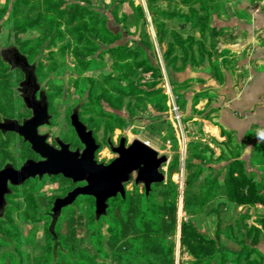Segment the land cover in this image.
Masks as SVG:
<instances>
[{
	"label": "rangeland",
	"instance_id": "rangeland-1",
	"mask_svg": "<svg viewBox=\"0 0 264 264\" xmlns=\"http://www.w3.org/2000/svg\"><path fill=\"white\" fill-rule=\"evenodd\" d=\"M110 1L112 3L103 6V8L94 7L100 16L99 19L102 17L106 19V16L109 18L107 26L105 25L108 29H112L117 25V22H113L109 15L113 2H116V0ZM135 3L141 4L145 8L144 0H135ZM4 5L5 0H0V48L17 49L14 41H12L14 33L10 31L11 24L7 22L9 8L4 11ZM222 5L221 1L212 0L210 14L213 11L220 10ZM195 7H198V5H195ZM155 8L157 10L169 9L185 14L188 13V7L183 5L182 0H165L162 3H157ZM125 9L121 7L118 9V12L123 16L124 11L128 12V9ZM160 20V17H156V22H160ZM84 22L87 23V28H79L81 32L78 33L69 31L66 28L67 26L64 25L62 18L57 19V24L47 19L44 28L41 27L39 30L27 31L18 37L19 45L26 43V48L31 50L33 54L31 61L33 65H37L40 89L42 92H47L49 97V111L52 114L51 124L49 127L42 128L40 132L49 134L48 139L50 144H53L51 141L55 138L70 143L71 149H74L78 147V141L75 139L76 137L69 124L71 110L79 107L80 119L83 121L89 116L101 120L98 106L108 114L121 117L126 124L124 129H120L118 124L113 122V130L107 132L104 123L105 119L102 122L100 130L95 135V139L100 145L95 154V159L99 163H109L115 158L107 141H110L115 146L120 137L126 138L128 144L138 139L155 149L160 156L164 155L167 157L168 161L162 169L165 180L153 190L152 194L154 202L161 204L164 200L161 194H167L172 183L177 185V228L175 234L168 240V242L174 244L175 264H188L192 261L188 254H186L187 252H182L180 246L181 224L188 221L192 222L198 230L205 233L209 238L216 240L219 246L218 249L228 250L237 254L238 246H236L234 240L240 241L242 234L246 233L247 242L249 243L255 236L257 243L253 248L261 252L259 248L264 247V166L260 165V163L264 162V144L257 143L250 145L248 142L241 144L233 142L232 139H230L231 143H228L226 138L216 140L204 134L202 131V121L208 118V112L211 108L205 107V109H200L197 104V96H182V93H180L181 87L189 80L181 83L177 81L175 73H173V79L168 77L163 66L161 52L155 53L156 62L161 68V77H154L152 74H146L139 69H135L132 66V59L127 61V63L125 62L121 69L123 71L128 70L134 82L148 89L153 84L159 83L162 88L159 94L162 96L165 95L164 85L168 81L173 91L178 95V109H180L183 115L182 126L185 133L184 137L187 140V150L189 147V150H194L198 154L200 159L196 163H198L197 165L202 170L201 177L193 181L189 186L186 185L187 176L191 172L196 171L197 167L192 168L190 171L183 170V186L180 194V190L178 189L180 184V167L176 174L173 173L170 176L168 174L170 164H172L175 158H179V147L177 138L175 137L176 132L169 120L167 97L163 115H160L153 108L152 103H150L151 96H145V94L124 97L118 101L115 94L108 93L106 99L102 98L99 104L86 105L90 80L93 79L99 82L104 76L117 74L112 67L113 59L108 54H105L102 61H100L98 57L99 53L119 42H130L131 39L125 33L126 30H133L135 33L130 32L131 36L137 37L138 28H135L133 20L131 22L126 21L125 25L127 26L128 24L129 27H124L123 24L118 22V26L121 25L123 29L120 32H122L124 37L123 40H119L116 43L112 41L111 35L100 27L91 30L90 18L84 17ZM210 23L209 19V25ZM76 26L80 27V23L77 22ZM166 26L168 31L176 32L183 40L188 36L193 37L194 40H201L206 51L211 55L210 62H217L218 57L222 55L219 52L220 49L216 51L212 48L218 44L217 42L221 43L220 40H215L218 35L217 32L220 31L211 28V30L216 32V36L206 31L205 35L201 38L199 33L192 32L189 27L180 28L179 23L176 21H168ZM145 30L147 33L153 34V23L151 20L148 21ZM60 32L63 34V38L56 39L57 34ZM164 42L163 51L167 49L166 44L168 42H173L172 36H167ZM129 46L132 45L129 43ZM175 48L176 52L173 56L179 58L181 56L179 54L180 48L178 46H175ZM194 49H196V44H194ZM87 60L91 61L87 62ZM85 63L88 64L86 68H84ZM177 64L181 66L182 63L178 61ZM192 70H198L203 73L209 72L211 75L216 74L214 65L209 63L208 60H204L200 66ZM22 79L23 76L18 70H10L6 65H0V118H21V116L27 115L25 108H23L18 98L19 93L17 91L18 83ZM123 84L126 83L123 82ZM190 87L191 85L188 86V88ZM99 93L100 91H97L96 94L98 95ZM90 109L93 112L85 113ZM255 145L259 147L256 148ZM31 156L32 154L27 145L23 144L18 138L12 135L0 138V164L8 161L18 165L21 161ZM234 158L242 162L243 166L241 168H244L246 174L254 180L260 198L250 204L238 206L230 204L222 196V192H219L218 197L200 205L199 200L202 196L201 187L204 186L205 178L216 175L215 177L221 188L224 185L228 165ZM236 168H240V166ZM67 181H63L59 177H55L54 179L43 178L38 181H29L24 186L14 189L15 193L9 199L11 202L10 208L7 210L3 220H0V264L9 263L8 255L16 254L18 240L20 239L21 244L19 249L24 254L27 264H33L36 258H41L47 253L45 248L48 241L46 232L48 223L50 222L49 215H46V218L40 221L27 222L20 218V213L26 210L29 211L28 202L30 198L35 201L41 213H49L53 200L56 197L65 195L75 186L74 184L72 186L69 183L70 181ZM133 182L132 177L131 181L125 185L126 193H143V186H135ZM186 189L187 196L184 195ZM168 198L171 199V197ZM93 202L86 197L78 199L75 204L62 211V215L58 223H56V228L59 236H63L66 230L65 223L73 212L82 216L83 230L77 236L76 250L74 252L94 256L97 258V262L101 263L102 261L96 255L92 245V233L90 230V222L94 216ZM100 224L104 241H106L108 239L107 226L104 221H101ZM244 227L245 229H242L241 232L239 228ZM216 235L218 238H216ZM154 240L157 241V239ZM52 251V249H49V252ZM56 251H54L56 261L59 264H63L64 259ZM229 260L227 264H234L233 257L229 258ZM249 260L250 262H258L259 257L257 254H252ZM105 263L113 264L110 260ZM239 264L246 263L243 259H240Z\"/></svg>",
	"mask_w": 264,
	"mask_h": 264
},
{
	"label": "trees",
	"instance_id": "trees-1",
	"mask_svg": "<svg viewBox=\"0 0 264 264\" xmlns=\"http://www.w3.org/2000/svg\"><path fill=\"white\" fill-rule=\"evenodd\" d=\"M161 0H146L147 12L151 17L153 23L156 42L159 46L165 41L166 37L171 35L173 42L167 43V49L162 52V60L164 69L168 77L173 79V73L184 70L187 66L200 65L204 60L211 58V55L206 51L204 44L201 40H194L193 37L188 36L185 40L176 32H170L167 29L164 21H176L179 23L180 28L184 29L189 27L192 32H197L201 38L205 35L206 31H210L209 25L210 9L212 0H182L183 5L188 7V13L178 12L175 10H157L155 5ZM122 4L121 1L116 4L112 10L115 11L118 5ZM198 5V7H195ZM129 7L136 15L138 22H140V36L139 39L133 40V45L129 46V41L119 42L110 48L103 50L99 53V60L102 61L103 56L108 54L113 59L112 67L117 72L116 75L104 76L98 82L97 80H90V88L88 90L87 104L91 106L96 103L99 104L102 98L107 97V94H115L117 100L124 97L136 96L137 94H145L151 96L150 103L153 108L158 111L160 115L165 111V95H160L161 87H157L159 83L153 84L148 89L144 88L137 82H134L130 77L128 70L123 71L122 65L132 59V66L139 69L146 74H152L154 77H161V68L156 62L155 49L153 43L150 41L149 35L146 33V15L144 9L140 4H136L135 0L129 1ZM9 8V17L7 22L11 24L10 31L14 33V41L18 52L24 56L30 65L32 64V53L28 50L26 43L19 45V35L27 31H35L44 28L47 19L52 20L57 24V19L62 18L66 28L72 32L80 33L83 28H87V23L84 22V17L90 18L91 30L100 27L103 31L109 33L112 41L116 42L122 40L124 35L121 32L114 33L108 29L106 19H99V14L91 8L87 0H5L3 10ZM156 17H160V22H156ZM80 23V27L76 23ZM127 27L125 17L118 21ZM80 28V29H79ZM128 35V30L125 32ZM63 38L60 32L57 34L56 39ZM18 43V44H17ZM196 44V49H194ZM175 46L180 48L179 58L173 56L176 52ZM154 60V62H152ZM91 60H87L90 62ZM178 61L182 64L178 66ZM210 62V61H209ZM0 65H6L0 59ZM7 66V65H6ZM35 66V74L37 76V65ZM88 64H84L86 68ZM8 67V66H7ZM9 68V67H8ZM217 70V69H216ZM125 82L126 84H123ZM40 84V83H39ZM98 88V90H97ZM100 93L97 95V91ZM46 96H48L47 92ZM93 112L92 109L85 113ZM101 120L89 116L86 120L81 122L87 127L88 130L93 132L94 138L96 133L100 130L101 124L105 119V127L107 132L113 130V122L117 123L120 129L126 126L125 121L116 115L108 114L101 110L98 106ZM160 117V116H158ZM162 117V116H161ZM220 135L226 138L228 143H231L229 134L221 127ZM258 148V145H255ZM189 152V156H188ZM200 157L194 150H186V158L184 162V169L187 171L197 167V170L191 172L187 176L186 185L189 186L195 180L201 177V168L197 165ZM168 168L169 176L177 173L180 167L179 158L170 164ZM260 165L264 166V162ZM240 166V168H236ZM243 166L242 162L234 158L228 165V170L225 175L224 185L220 188L219 183L215 176L206 177L204 186L201 187L202 196L199 204L202 205L208 200L218 197L219 192L230 204L234 205H247L254 200L260 198L258 188L254 180L249 177ZM61 180L66 179L58 176ZM55 177H52L54 179ZM69 182V180L67 181ZM72 186L73 183L69 182ZM162 184V183H161ZM160 184L153 185L148 195L135 193H126L124 198L117 196L108 201V208L106 215L99 220L93 216L90 222V230L92 233V245L96 255L102 261L97 262V258L74 252L76 250L77 236L83 230L82 216L77 215L75 212L66 221V230L63 236H59L58 230L54 228V234L48 230L46 236L45 251L47 252L41 258H36L33 264H59L55 259L54 251L64 259L63 264H106L107 261H112L113 264H175L174 258V244L168 242L171 236L175 234L177 228V205L176 198L178 196L177 185L172 183L170 190L167 194L162 193L164 198L161 204L155 203L153 200V190ZM69 190V189H68ZM187 189L184 195L187 196ZM168 197H171L169 199ZM87 199L94 201L90 197ZM94 203V202H93ZM29 211L21 212L20 218L27 222L40 221L46 218L38 209L35 201L29 199ZM62 215V213H61ZM60 215V217H61ZM59 217V219H60ZM58 219V221H59ZM57 221V223H58ZM104 221L106 224V232L108 239L104 241L101 232L100 222ZM242 232V229L239 228ZM18 231V230H14ZM18 233V232H17ZM217 233V232H216ZM20 236V233H19ZM21 237V236H20ZM216 238L217 235H216ZM154 239H157L155 241ZM238 246L237 254L228 250L218 249L217 241L209 238L205 233L197 229L192 222H183L180 229V246L183 253L189 255L192 261L188 264H227L233 257V263L239 264L240 259H243L246 264H263L264 255L256 248H253L257 243L254 236L252 241L247 242V234L243 233L241 240H234ZM21 239L18 240L16 254H9L8 264H27L24 254L20 252ZM52 249V252H49ZM252 254H257L259 257L258 262H250L249 258ZM243 257V258H241Z\"/></svg>",
	"mask_w": 264,
	"mask_h": 264
},
{
	"label": "crops",
	"instance_id": "crops-1",
	"mask_svg": "<svg viewBox=\"0 0 264 264\" xmlns=\"http://www.w3.org/2000/svg\"><path fill=\"white\" fill-rule=\"evenodd\" d=\"M87 1L95 11L97 10L95 6L103 8L112 3L110 0ZM119 1L122 4L118 5L114 14L112 10ZM129 1L113 2L109 15L117 25L110 30L114 33L123 30L121 25L118 26V21L122 17H125L127 22L133 20L135 28H138V36H131L130 32L135 33L131 29L127 35L131 39L129 43L133 45L132 41H137L140 36V22L130 9ZM218 1L223 5L220 10L210 14V26L220 32H217L216 36L214 30L208 31L209 34L211 32L216 36L215 40L221 41L212 48L216 51L220 49L222 55L218 57L217 62L208 61L214 65L216 74L192 70L200 65L187 66L184 70L175 73L177 81L183 83L189 80L183 84L180 93L182 96H197L200 109L211 108L209 114L207 113L208 118L202 121L204 134L222 140L224 137L219 136V127H221L233 142L264 144V139H261V136H264V0ZM144 3L145 8L140 5L144 9L148 24L151 17L147 12L146 0ZM121 7L128 9V12L124 11L123 16L118 12ZM106 19L108 24L107 16ZM167 22L164 21L165 24ZM127 26L129 27L128 24ZM147 34L153 43L154 53L161 52L162 58L165 42L161 46L158 45L154 26L153 34ZM259 249L264 255V247Z\"/></svg>",
	"mask_w": 264,
	"mask_h": 264
},
{
	"label": "water",
	"instance_id": "water-1",
	"mask_svg": "<svg viewBox=\"0 0 264 264\" xmlns=\"http://www.w3.org/2000/svg\"><path fill=\"white\" fill-rule=\"evenodd\" d=\"M0 59L11 68L20 69L24 73V80L19 83L21 96H36L40 91V84L35 74V66L30 65L26 58L16 49L0 48ZM160 87V84L157 86ZM39 96H46L40 92ZM48 105L43 99L39 101L37 109L32 111L31 119L18 125L13 121H5L1 127L23 137L31 150L40 157L39 161L28 160L19 170L6 167L0 172L3 185L9 182L12 186H19L30 179L42 180L44 177H58L69 180L73 184H84L69 191L64 197L56 198L52 207V221L49 232L54 234L61 211L72 206L79 197H90L94 200L95 219L106 215L108 201L120 196L125 197V185L133 177L135 186L142 185L144 194L148 195L153 185L161 184L165 180L162 172L168 159L145 142L133 140L126 146V138L120 137L118 146H110L115 158L108 164L98 163L95 154L99 149L93 132L79 120L75 109L71 114L70 123L77 139L83 146L82 151H72L68 144L59 142V148H54L46 142L45 135L38 134V128L49 124ZM5 189V187H4ZM6 192L2 191L3 199Z\"/></svg>",
	"mask_w": 264,
	"mask_h": 264
},
{
	"label": "flooded vegetation",
	"instance_id": "flooded-vegetation-1",
	"mask_svg": "<svg viewBox=\"0 0 264 264\" xmlns=\"http://www.w3.org/2000/svg\"><path fill=\"white\" fill-rule=\"evenodd\" d=\"M10 49H13V48H10ZM14 49H16V48H14ZM13 49V50H14ZM8 67H9V69L10 70H18L21 74H22V76H23V79L19 82V83H21L23 80H24V78H25V76H24V73L20 70V69H15V68H11L8 64H6ZM19 83H18V86H19ZM17 91H18V93H19V90H18V88H17ZM40 92H42L41 90L40 91H38V93L36 94V96H21L20 94H19V96H18V98L20 99V101H21V103H22V105H23V108H25V110H26V112H27V115L26 116H21V118H0V138H5L6 136H8V135H12V136H14V137H16V138H18V140H21V142L23 143V144H25V145H27V147H28V149H29V151H30V153L32 154V156L31 157H27L26 159H24L23 161H21L18 165L16 164H14V163H11V162H8V161H5V162H3V163H1L0 164V172L2 171V170H4L6 167H9V168H13V169H15V170H19L20 169V167L26 162V161H28V160H33V161H39L40 160V157L37 155V154H35L32 150H31V147H30V145L27 143V142H24V140H23V137H21V136H19L18 134H16V133H14V132H10V131H7V130H4V128L3 127H1V125H2V123H5V121H13V122H15L16 124H18V125H22L23 124V122L24 121H27V120H29V119H31L32 118V116H33V112L32 111H34V110H36L37 109V105L39 104V101L41 100V99H43V101L45 102L46 101V103H47V105H48V114H49V116H50V120H49V124L48 125H45V126H41V127H39L38 128V134H40V135H45L44 133H41L40 132V130L42 129V128H46V127H49L50 126V124H51V119H52V114L50 113V104H49V97L48 96H39V93ZM45 93V92H44ZM75 109V111H77V115H78V118H79V120H80V114H79V107H76V108H74ZM73 109V110H74ZM73 110H71V114L74 112ZM71 114H70V116H69V124H70V127H71V123H70V117H71ZM81 121V120H80ZM72 128V127H71ZM72 130H73V128H72ZM73 133H74V135H75V139H77V136H76V134H75V132H74V130H73ZM46 135L48 136L46 139V142L50 145V146H52V147H54V148H59V142H62V143H64V144H68L69 146H70V149H71V144L70 143H66V142H64V141H62V140H59V139H55V138H53V141H51V142H53V144H50L49 143V134H47L46 133ZM96 140V139H95ZM77 141H78V147H75L74 149H71L72 151H75V150H78V151H82L83 150V146H82V144L79 142V140L77 139ZM97 142V141H96ZM98 144V143H97ZM107 144H108V146L109 145H112V146H114L113 144H111V142L110 141H107ZM118 144H119V141L117 142V144L114 146V147H116V146H118ZM99 145V144H98ZM128 145V142H127V140H126V146ZM100 146V145H99ZM109 148H110V146H109ZM98 151V150H97ZM114 159V158H113ZM112 159V160H113ZM111 160V161H112ZM110 161V162H111ZM109 162V163H110ZM99 163V162H98ZM103 164H108V163H103ZM44 178H49V177H44ZM52 178V177H51ZM38 181V179L36 178V179H30V180H28V181H26L25 183H23V184H21V185H19V186H12L9 182H7V186H4L3 185V180H1V178H0V196H1V194H2V191H4V192H6L5 194H4V198L2 199L1 197H0V220H3V217L5 216V214H6V212H7V210L10 208V205H11V202H10V198H11V196H13L14 195V189H17V188H20V187H22V186H24L26 183H28L29 181ZM72 183V182H71ZM75 186L73 187V189L74 188H76V187H78V186H82V185H84V184H74ZM4 187H5V189H4ZM73 189H71L72 191H73ZM71 190H69V191H71ZM68 191V192H69ZM143 191H144V188H143ZM67 192V193H68ZM66 193V194H67ZM65 194V195H66ZM65 195H63V196H61V197H56V198H62V197H64ZM55 198V199H56ZM80 198H83V197H79V198H77L76 199V201L78 200V199H80ZM55 199L53 200V202L51 203V207H50V210H49V213L48 212H44L43 214H46V215H49V218H50V222L49 223H51V221H52V207H53V203H54V201H55ZM75 201V202H76ZM75 202H74V204H75ZM70 207V206H69ZM68 208V207H67ZM64 209H66V208H64ZM64 209H62V211L64 210ZM62 211H61V213H62ZM48 223V224H49ZM50 225V224H49ZM49 225H48V228H47V230L49 231Z\"/></svg>",
	"mask_w": 264,
	"mask_h": 264
},
{
	"label": "built area",
	"instance_id": "built-area-1",
	"mask_svg": "<svg viewBox=\"0 0 264 264\" xmlns=\"http://www.w3.org/2000/svg\"><path fill=\"white\" fill-rule=\"evenodd\" d=\"M165 96L167 97V109H168V115L169 120L171 123V126L174 128L176 132V138L178 141V147H179V163H180V184L178 189L180 190V194L182 191L183 186V170H184V162L186 158V150H187V140L185 136V133L183 131L182 126V117L183 115L180 112L179 106H178V95L175 91H173L171 85L168 81L165 82Z\"/></svg>",
	"mask_w": 264,
	"mask_h": 264
},
{
	"label": "clouds",
	"instance_id": "clouds-1",
	"mask_svg": "<svg viewBox=\"0 0 264 264\" xmlns=\"http://www.w3.org/2000/svg\"><path fill=\"white\" fill-rule=\"evenodd\" d=\"M261 139H264V136H261Z\"/></svg>",
	"mask_w": 264,
	"mask_h": 264
}]
</instances>
